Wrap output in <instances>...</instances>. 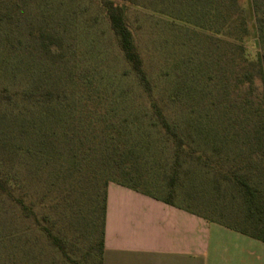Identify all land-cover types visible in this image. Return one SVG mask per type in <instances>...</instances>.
Instances as JSON below:
<instances>
[{
  "label": "rangeland",
  "instance_id": "374dc122",
  "mask_svg": "<svg viewBox=\"0 0 264 264\" xmlns=\"http://www.w3.org/2000/svg\"><path fill=\"white\" fill-rule=\"evenodd\" d=\"M103 1L0 0V176L21 173L30 178L23 197L26 209L17 200L23 191L11 187V197L0 190V264H86L81 241L66 245L63 252L50 244L42 230L47 227L42 217L52 209L49 200L40 202L43 185L41 188L37 180L46 179L50 169L39 171L36 159L31 161L32 167L19 168L17 161L8 163L5 157L4 139L9 137L13 145L19 143L14 141L19 133L18 116L37 111L23 100L29 88L37 95L38 84L55 85L64 93L69 107L57 122L59 130H79L81 136L92 139L101 137L105 126L122 127L125 136L144 134L147 138L141 140L152 141L147 156L149 188L158 191L161 198L170 188L173 145L148 126V99L119 51ZM114 1L125 5L154 98L178 123L187 140L200 143L211 160L209 170L198 167L193 158L183 164L173 201L242 228L244 214L238 189L231 181H221L216 168L220 159L225 161L222 168L228 175L234 167L249 166L248 172L264 189V155L258 156L261 163L257 166L246 152L255 135V123L260 124L264 111L241 107L243 89L232 90L231 82L232 73L241 69L232 65L234 42L250 57L260 54L264 69V36L259 37L255 15L257 5L258 14L264 16V0H255L256 5L253 0H240L247 26L242 39L237 23L231 29L229 19L226 23L223 18L217 20L225 11L217 8L215 0H190L187 4L180 0ZM48 34L62 49L55 60L41 52L42 36ZM50 42L45 39V43ZM258 89L261 96L264 84L259 81ZM134 117L139 118L136 123L143 121L137 132L126 122ZM223 141L224 154L213 153V145ZM67 222L65 214L61 224L71 240L84 222L75 221L72 227Z\"/></svg>",
  "mask_w": 264,
  "mask_h": 264
},
{
  "label": "trees",
  "instance_id": "16d2710c",
  "mask_svg": "<svg viewBox=\"0 0 264 264\" xmlns=\"http://www.w3.org/2000/svg\"><path fill=\"white\" fill-rule=\"evenodd\" d=\"M174 2V0H159ZM186 3L190 0H180ZM196 1V0H195ZM201 1V0H198ZM192 3H195L194 1ZM217 8H222L225 15H218L217 20L223 18V23L229 19L231 29L235 23L239 26V38L247 34L246 19L240 0H215ZM254 5L256 1L253 0ZM103 7L108 18L110 29L117 40V46L124 60L130 67L131 72L137 79L139 86L147 100L149 114L148 126L155 130L157 136L164 138L165 142L173 145V158L169 166L170 175L168 177V188L166 197L161 198L158 191L150 187V176L147 175L150 168L148 164V154H150V143L143 141L147 137L142 135L125 136L122 127L105 126L101 131V137L87 138L81 136L79 130L69 132L60 130L57 126L60 118L65 116L67 107L64 93L55 85H37V95L33 89L29 88L23 93V100L27 101L28 108L36 107L37 111L23 113L18 116L19 133L14 141H19L17 145L11 143V139H4L6 160L11 163L18 162V167H32L31 161H37L38 170L50 169L47 178L37 180V184L43 191L40 195V202L49 200L51 209L45 213L42 220L47 227H42L50 244L64 252L66 245H75L81 241L84 248V258L86 264H102V252L104 249L105 215L107 187L113 182L126 186L143 194L160 199L169 204H176L173 201L175 195V183L180 177L182 166L193 158L198 167H212L208 151L201 147L200 143L195 145L194 141L187 140L184 131L178 123L168 116L153 96L151 81L144 67L143 59L134 41V35L129 27L126 18L125 5L114 0H104ZM219 9V12L221 11ZM256 23L259 37L264 36V16L258 14V6H255ZM237 27V26H236ZM45 39L50 43H45ZM238 39V38H237ZM51 35L42 36L41 52L43 56L55 60L60 56L61 48L59 44L52 41ZM53 42V43H52ZM232 48V65H240L238 73H232V90H241L240 104L248 108H255L256 112L264 111V89L262 94H258V81L264 84V69L260 54L250 57L245 53L242 45L234 42ZM12 96L9 95V99ZM64 98V99H63ZM63 109V110H62ZM63 113V114H62ZM264 114V113H263ZM144 115V114H143ZM37 116V118H36ZM147 116V112H145ZM144 118V117H142ZM14 123L13 118H9ZM138 117L126 121L132 125V129L137 132L143 125L136 123ZM37 122V123H36ZM255 123V135L246 147L250 161L258 166V156L264 155V117ZM52 123H55L53 126ZM16 124V119H15ZM225 141L213 145V153L224 154ZM62 143V145H61ZM157 150V149H156ZM151 154H154L153 152ZM254 156L256 158H254ZM202 164V166L200 165ZM225 161L220 159V166L216 168L221 181H231L238 189L243 210L242 228L200 215L199 212L192 211L203 218L217 221L225 226L236 229L255 239L264 242V189L261 187L258 178L254 179L250 174V167H234L224 173L222 165ZM246 170V172H245ZM32 179V178H31ZM12 188L23 191V195L18 203L26 209L23 201L27 188L30 187V178L21 173H9L0 176V190L12 197ZM181 206V205H180ZM30 208V207H29ZM32 212V209H30ZM33 214V212H32ZM68 216L67 225L74 226V222H84L83 227L75 230V235L71 240L67 237L66 226H62V219ZM97 260V261H96ZM75 264H79L75 262Z\"/></svg>",
  "mask_w": 264,
  "mask_h": 264
},
{
  "label": "crops",
  "instance_id": "0c3cea01",
  "mask_svg": "<svg viewBox=\"0 0 264 264\" xmlns=\"http://www.w3.org/2000/svg\"><path fill=\"white\" fill-rule=\"evenodd\" d=\"M102 264H264V242L126 186L107 187Z\"/></svg>",
  "mask_w": 264,
  "mask_h": 264
}]
</instances>
